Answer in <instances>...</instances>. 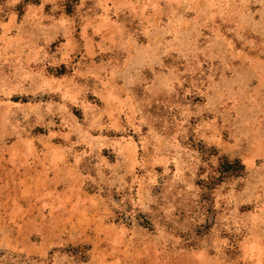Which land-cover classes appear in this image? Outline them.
Segmentation results:
<instances>
[{
	"label": "rangeland",
	"instance_id": "rangeland-1",
	"mask_svg": "<svg viewBox=\"0 0 264 264\" xmlns=\"http://www.w3.org/2000/svg\"><path fill=\"white\" fill-rule=\"evenodd\" d=\"M24 1L0 0V264H264V0ZM223 156L245 178L204 192Z\"/></svg>",
	"mask_w": 264,
	"mask_h": 264
},
{
	"label": "trees",
	"instance_id": "trees-1",
	"mask_svg": "<svg viewBox=\"0 0 264 264\" xmlns=\"http://www.w3.org/2000/svg\"><path fill=\"white\" fill-rule=\"evenodd\" d=\"M38 0H25L23 5L37 4ZM79 4V0H66L64 7L67 14H72L75 6ZM214 176L201 180V188L204 192L212 191L217 186L234 182L245 178L247 174L246 166L240 159H232L228 156H223L219 159V164L213 170ZM200 185V183H199Z\"/></svg>",
	"mask_w": 264,
	"mask_h": 264
}]
</instances>
